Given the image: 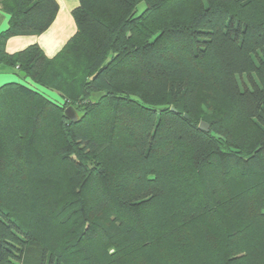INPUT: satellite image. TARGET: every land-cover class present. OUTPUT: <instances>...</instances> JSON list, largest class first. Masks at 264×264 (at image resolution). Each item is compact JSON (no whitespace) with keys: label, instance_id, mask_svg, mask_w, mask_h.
Returning <instances> with one entry per match:
<instances>
[{"label":"trees","instance_id":"1","mask_svg":"<svg viewBox=\"0 0 264 264\" xmlns=\"http://www.w3.org/2000/svg\"><path fill=\"white\" fill-rule=\"evenodd\" d=\"M0 7V264H264V0Z\"/></svg>","mask_w":264,"mask_h":264},{"label":"crops","instance_id":"2","mask_svg":"<svg viewBox=\"0 0 264 264\" xmlns=\"http://www.w3.org/2000/svg\"><path fill=\"white\" fill-rule=\"evenodd\" d=\"M59 5V12L55 22L43 34L39 36H15L10 38L6 44V51L15 54L27 49L32 45H39L44 53L53 58L66 45L76 33V23L73 18V11L80 5V0H56ZM9 28V16L0 7V35ZM30 82L23 81L17 69L0 63V88L10 83Z\"/></svg>","mask_w":264,"mask_h":264},{"label":"water","instance_id":"3","mask_svg":"<svg viewBox=\"0 0 264 264\" xmlns=\"http://www.w3.org/2000/svg\"><path fill=\"white\" fill-rule=\"evenodd\" d=\"M172 110L176 111L175 109H172ZM65 114L72 121H75L77 119L76 111L72 107H69L68 109H66ZM185 117L188 119V116L185 115ZM199 128L205 132H208L210 130V127L206 122H201Z\"/></svg>","mask_w":264,"mask_h":264},{"label":"rangeland","instance_id":"4","mask_svg":"<svg viewBox=\"0 0 264 264\" xmlns=\"http://www.w3.org/2000/svg\"><path fill=\"white\" fill-rule=\"evenodd\" d=\"M146 3L142 2L139 6H138V14L142 13L145 9H146ZM238 82L240 84V87L244 90L245 88H251L252 85L250 84V82L247 80V78L245 77V80L243 81V79L238 76ZM49 93V92H48ZM49 95V94H48ZM50 96V95H49Z\"/></svg>","mask_w":264,"mask_h":264}]
</instances>
